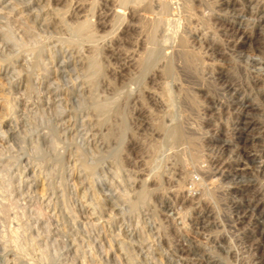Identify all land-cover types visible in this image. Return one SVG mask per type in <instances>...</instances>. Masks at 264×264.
<instances>
[{"label": "rangeland", "instance_id": "rangeland-1", "mask_svg": "<svg viewBox=\"0 0 264 264\" xmlns=\"http://www.w3.org/2000/svg\"><path fill=\"white\" fill-rule=\"evenodd\" d=\"M121 5L0 0V264H264V0Z\"/></svg>", "mask_w": 264, "mask_h": 264}, {"label": "bare ground", "instance_id": "bare-ground-1", "mask_svg": "<svg viewBox=\"0 0 264 264\" xmlns=\"http://www.w3.org/2000/svg\"><path fill=\"white\" fill-rule=\"evenodd\" d=\"M120 1V4H122L121 6H123V5H127V4H132V7H137V6H139V7H144V8H146L147 6H152V5H154V4H156L159 8H165V7H167L168 6V2H169V0H119ZM140 1H141V3H140ZM105 2V1H104ZM126 8V7H125ZM149 8V7H148ZM147 8V9H148ZM135 9V8H134ZM150 11V10H149ZM140 12V11H139ZM137 13V12H136ZM124 17V14H123V12H121L120 13V15H119V18H120V20L122 19ZM141 18V17H140ZM164 18V17H163ZM162 19V18H161ZM141 20H142V18H141ZM158 20L159 19H157L155 22H158ZM248 20V19H247ZM143 21V20H142ZM172 21V20H171ZM171 21H168V25H169V28H171L172 26H173V23H171ZM121 22V21H120ZM89 21L87 20V21H83V22H80V23H78L77 24V27L78 28H80V29H83L84 27H86V26H89ZM178 31V30H177ZM166 33V32H165ZM169 34V33H168ZM172 34V33H171ZM247 38H248V36H246ZM246 38V39H247ZM174 40V39H173ZM150 48V47H149ZM88 50V49H87ZM153 53V52H152ZM166 54V53H165ZM264 54V53H263ZM87 57V56H86ZM84 58V57H83ZM88 58V57H87ZM84 60V59H83ZM85 60H86V58H85ZM84 60V61H85ZM88 60V59H87ZM96 63V64H95ZM87 69H86V71H87V77H92L93 76V70H100L101 69V66L99 65V64H97V61H94L93 59L91 60V62L89 63V66H88V64H87V67H86ZM88 68H89V70H88ZM108 85V84H107ZM233 85V84H232ZM235 90H236V88H235ZM166 91H167V99H166V103H165V105H166V107H167V109H170L171 107H173L174 106V99H173V95H172V93H171V90L170 89H166ZM121 92L120 91H118L117 92V94L116 95H114V96H112V97H109V98H107L105 101H103V102H100V103H98L97 104V107H98V109L100 110V111H102L103 113H108L110 110H112L114 107V105L117 103V101H118V99H119V94H120ZM241 105H242V107H243V109H244V111L246 112V115L242 118V124L243 125H241L242 126V128L241 129H244L245 131L247 130L248 131V129H249V127L250 126H252V125H254L255 124V122L256 121H254L253 119H251L250 117H248L247 116V114H249V111L250 110H252V109H255V106H253L252 104H250V103H246L245 101H243V99L242 100H239L238 101ZM4 105V104H3ZM6 106H7V104H6ZM8 107V106H7ZM113 107V108H112ZM112 108V109H111ZM116 109V108H115ZM4 110V109H3ZM5 111V110H4ZM3 112V111H2ZM103 116H104V114H103ZM107 117V116H106ZM239 119V118H238ZM241 120V119H240ZM173 121V120H172ZM177 122V121H176ZM257 123V122H256ZM170 124V123H169ZM175 124V123H174ZM3 125H4V127H6V129L8 130V131H10V121L6 118V119H4L3 120ZM239 125V124H238ZM165 126V125H164ZM167 126H169V125H167ZM170 126H171V124H170ZM254 127V126H253ZM170 128V127H169ZM172 128V127H171ZM170 128V129H171ZM255 128V127H254ZM5 129V128H4ZM5 129V130H6ZM14 129V128H13ZM173 129H174V125H173ZM166 130V129H165ZM238 130H240V129H238ZM170 131V130H169ZM168 131V132H169ZM249 131H250V129H249ZM7 132V131H6ZM166 132V131H165ZM179 132V128H177L176 127V130L175 131H173L172 133H170V135L172 136V135H178L177 133ZM238 132V131H237ZM249 134V133H248ZM242 135V134H241ZM246 136V135H245ZM248 136V135H247ZM246 136V137H247ZM245 137V138H246ZM244 138V139H245ZM247 139V138H246ZM250 139V138H249ZM248 140V139H247ZM244 141V140H243ZM242 141V142H243ZM234 144V143H233ZM242 144V143H241ZM235 145V144H234ZM244 145V144H243ZM247 145H249V144H247ZM246 145V146H247ZM230 146V147H229ZM222 147L224 148H230L231 149V142H229V141H227L226 139L222 142ZM234 147V146H233ZM242 147V146H241ZM238 148V147H237ZM236 148V149H237ZM239 148H240V146H239ZM232 150V149H231ZM246 150H247V148H246ZM246 150H243V151H245L246 153H247V156H248V158L250 159V160H253L254 158H255V156H254V154L253 153H251L250 151L248 152V151H246ZM237 151V150H236ZM240 152H242V151H240ZM243 153V152H242ZM245 154V153H244ZM256 155V154H255ZM246 156V155H245ZM27 157V156H26ZM246 158V157H245ZM22 160L23 161H26L27 160V158H25V157H23L22 158ZM249 160V161H250ZM29 161V160H28ZM27 161V162H28ZM222 162H224V161H222ZM26 163V162H25ZM242 163V162H241ZM225 167H226V164L225 163H222V164H220V171L222 172V173H226V171L228 170V169H225ZM157 168H159V167H157ZM241 169H243L242 167H236V171H239V170H241ZM246 169V168H245ZM33 170V169H32ZM33 173V172H32ZM221 173V174H222ZM137 186H139V185H137ZM140 186H141V184H140ZM143 191H145L144 189L141 191L142 193H144ZM199 203V202H198ZM254 209H257V210H259L260 211V213H264V209H262V208H259L257 205H255L254 206ZM199 213V212H198ZM200 213H201V215H204L205 213H206V211H200ZM16 241V240H15ZM18 243V242H17Z\"/></svg>", "mask_w": 264, "mask_h": 264}]
</instances>
